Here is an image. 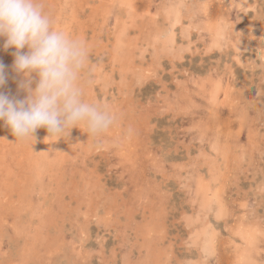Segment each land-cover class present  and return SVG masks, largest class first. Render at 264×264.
<instances>
[{"label":"rangeland","instance_id":"1","mask_svg":"<svg viewBox=\"0 0 264 264\" xmlns=\"http://www.w3.org/2000/svg\"><path fill=\"white\" fill-rule=\"evenodd\" d=\"M40 2L87 47L84 99L116 119L99 135L81 124L25 141L0 121V264H236L243 224L257 227L264 264V0ZM216 24L226 29L213 44ZM5 40L0 92L24 99ZM224 142L228 160L213 152ZM202 182L222 218L216 202L205 209ZM211 228L206 255L197 235Z\"/></svg>","mask_w":264,"mask_h":264},{"label":"clouds","instance_id":"2","mask_svg":"<svg viewBox=\"0 0 264 264\" xmlns=\"http://www.w3.org/2000/svg\"><path fill=\"white\" fill-rule=\"evenodd\" d=\"M43 7L40 0H0V37L6 38L5 50L16 49L13 70L24 77L19 88L27 93L16 99L0 92V121L17 141L35 138L39 128H46L49 137H62L81 124L88 135L104 133L116 117L107 106L84 99L87 47L56 30ZM260 39L258 58L264 61V37ZM33 73L38 75L35 88ZM6 79L0 62V88Z\"/></svg>","mask_w":264,"mask_h":264},{"label":"bare ground","instance_id":"3","mask_svg":"<svg viewBox=\"0 0 264 264\" xmlns=\"http://www.w3.org/2000/svg\"><path fill=\"white\" fill-rule=\"evenodd\" d=\"M131 0H122V3L124 2L125 4H129V2H130ZM185 3V2H184ZM183 3V4H184ZM132 5V4H131ZM123 7H126V6H123ZM133 8V7H132ZM180 8H182V7H180ZM208 10V9H207ZM134 11V10H133ZM172 13H173V15H174V17L177 19V21H175V22H177V23H180V10H179V8H173L172 10ZM170 11V12H171ZM169 12V13H170ZM168 13V12H167ZM199 13H201V12H199ZM206 13V12H205ZM191 17V16H190ZM189 18V17H188ZM190 19V18H189ZM206 19V18H205ZM169 20H171L170 18H169ZM168 20V21H169ZM207 20H209V19H207ZM203 22V21H202ZM201 22V23H202ZM211 22V21H210ZM170 23V22H169ZM176 23V24H177ZM211 23H209V25H210ZM196 25V24H195ZM202 25H203V23H202ZM175 26V25H174ZM216 26L217 27H215L214 25H212V30L214 29L215 30V32H216V35H214V37H215V40L212 42L213 44H216V43H218V40H220L221 38V36H222V34H223V32L225 31V29L226 28H222V26L220 25V24H216ZM198 27V26H197ZM168 28H169V26H168ZM174 28V27H173ZM202 29V28H201ZM168 30V29H167ZM170 30V29H169ZM184 30V29H183ZM182 30V31H183ZM187 30V29H186ZM205 30V29H204ZM213 30V31H214ZM172 31H173V29H172ZM172 31H168L167 33H166V35H168L169 34V38H167L168 39V43H172L174 40H173V35H174V33H172ZM207 31V30H206ZM185 32V31H184ZM187 32H188V30H187ZM208 32V31H207ZM209 33V32H208ZM173 34V35H172ZM189 34V33H188ZM212 34V33H211ZM126 36V35H125ZM159 36V35H158ZM220 38V39H219ZM188 39H189V37H188ZM124 40V39H123ZM122 41V40H121ZM222 41V40H221ZM123 42V41H122ZM167 43V42H166ZM212 44V45H213ZM212 47V46H211ZM217 48H218V45H217ZM114 50V49H113ZM119 50V49H118ZM118 52V51H117ZM120 53H123L122 51L120 52ZM118 60V59H117ZM124 60V59H123ZM122 61V60H121ZM120 61V62H121ZM205 83V82H204ZM208 93V92H207ZM211 98V97H210ZM212 98H213V100L214 101H216V100H218V92H217V90L215 89L213 92H212ZM211 98V99H212ZM210 100V99H209ZM212 105V104H211ZM211 108V107H210ZM243 119V118H242ZM241 121V120H240ZM245 121V120H244ZM212 122V121H211ZM253 122V121H252ZM213 123H216V122H213ZM241 124V123H240ZM217 125H218V123H217ZM245 126H247V125H245ZM249 128V127H248ZM240 129V128H239ZM245 129V128H244ZM229 130V129H228ZM246 131H247V129H246ZM251 131V130H250ZM255 130H253V132H254ZM226 132V131H225ZM215 134V133H214ZM249 134V133H248ZM249 135H251V133L249 134ZM216 136V135H215ZM228 136V135H227ZM252 136V135H251ZM260 136V135H259ZM248 137H250V136H248ZM258 137V136H257ZM14 138V137H13ZM16 138V137H15ZM45 139V138H44ZM211 139V138H210ZM212 139H213V137H212ZM214 139H215V137H214ZM253 139V138H252ZM257 139V138H256ZM255 139V140H256ZM47 141V140H46ZM49 141V140H48ZM40 142V141H39ZM215 141L213 140V143H214ZM227 142V141H226ZM228 142H230V141H228ZM248 142V141H247ZM258 142V141H257ZM45 143H47V142H45ZM50 143V142H49ZM217 143V142H216ZM259 143V142H258ZM37 144V143H36ZM40 144H41V142H40ZM42 144H43V141H42ZM88 144V143H87ZM230 144H231V142H230ZM38 145V144H37ZM218 145H219V143H218ZM215 145V147H213V152L215 151L218 155H217V157H221V158H225L226 160H228V158H229V156H230V153H231V148H229V146L230 145H228L227 143H225L224 142V144H222V145ZM8 146V145H7ZM40 146V145H39ZM245 146V145H244ZM249 146V145H248ZM256 146H257V144H256ZM24 148H25V146H23ZM211 147L212 146H210V149H211ZM220 147V148H219ZM250 147V146H249ZM30 148V147H29ZM255 148V147H254ZM35 151V150H34ZM36 151H38L39 152V150H36ZM214 152V153H215ZM59 154V153H58ZM32 155V154H31ZM238 156V155H237ZM29 157H31L30 156V154H29ZM52 157V156H51ZM33 158V157H32ZM235 158V157H234ZM242 158V157H241ZM231 159V158H230ZM49 161L51 160V159H48ZM224 160V159H223ZM235 160V159H234ZM29 161H30V159H29ZM242 161V160H241ZM13 162V161H12ZM30 162H32V161H30ZM240 162V161H239ZM34 163V162H33ZM45 163V162H44ZM35 164V163H34ZM43 164V163H42ZM52 164V163H51ZM31 165V164H30ZM36 165V164H35ZM236 165V164H235ZM238 166H239V164H237ZM50 166V165H49ZM53 166H54V164H53ZM234 166V165H233ZM41 167V166H40ZM39 167V168H40ZM44 167V166H43ZM33 168V167H32ZM45 168V167H44ZM38 169V168H37ZM217 169V168H216ZM237 169V168H236ZM42 170H43V168H42ZM44 172V171H43ZM45 173V172H44ZM43 173V174H44ZM212 175H214V174H212ZM220 177V176H219ZM41 178H42V176H41ZM216 179V178H215ZM218 179V178H217ZM211 180V179H210ZM219 180H221L220 178H219ZM213 181V180H212ZM216 181V180H215ZM218 182V181H217ZM207 183V182H206ZM206 183L205 182H202L201 184H200V191L204 194H202L203 196H204V207H205V209H209L210 211L213 209V207H212V205H213V203L214 202H216V204L218 205V210H217V218H222L223 217V208H222V205H221V198H220V196L218 195V194H215L213 197H211L210 198V195H209V192H210V190H209V188H207V186H206ZM212 184V183H211ZM224 184H226V182L224 183ZM215 185V184H214ZM218 186H219V184H217ZM221 186H223V185H221ZM213 187H215V186H213ZM218 189V188H217ZM216 190V189H215ZM10 192V191H9ZM199 192V191H198ZM214 192V191H213ZM240 230L236 233L237 234V236H239L242 240H243V246H244V250L242 251L241 250V253L239 254V255H237V262H236V264H256V263H254V256H253V250H254V248H255V245H256V239H257V236H256V233H255V231H256V229H257V227H253V226H246V225H242V227L241 228H239ZM193 232V231H192ZM197 237H198V240H201V241H203V244H202V250L204 251V254H206V255H211L210 253H213V251H214V248H215V234H214V231H212V228H211V230H206V231H204V232H200L198 235H197ZM196 244H197V242H196ZM201 250V249H200ZM201 257H199L198 259H200ZM204 260V259H203ZM207 260V259H206ZM195 261V260H194ZM197 261V260H196ZM202 261V260H201ZM204 262V261H203ZM207 262V261H206ZM192 263V262H191ZM209 263V262H208ZM207 263V264H208ZM197 264H198V262H197Z\"/></svg>","mask_w":264,"mask_h":264}]
</instances>
